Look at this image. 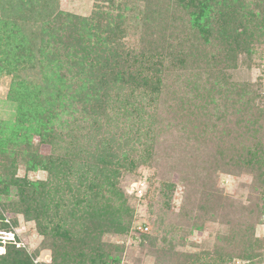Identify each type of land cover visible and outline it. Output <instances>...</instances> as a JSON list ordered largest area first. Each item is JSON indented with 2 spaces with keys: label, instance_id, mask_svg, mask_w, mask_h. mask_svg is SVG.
<instances>
[{
  "label": "rangeland",
  "instance_id": "374dc122",
  "mask_svg": "<svg viewBox=\"0 0 264 264\" xmlns=\"http://www.w3.org/2000/svg\"><path fill=\"white\" fill-rule=\"evenodd\" d=\"M245 1L254 13L263 6ZM194 3L57 0L59 10L93 26L77 30L98 44L100 58L90 54L78 70L75 57L47 47L44 55L20 48L0 61V189L10 178L46 179L44 169H26L28 150L73 158L72 172L87 165L106 195L101 201L124 199L129 208V233L108 238L118 264H247L250 252L264 264V176L231 160L237 144L246 153L258 138L264 142V118L255 114L256 94L264 93V37H244L250 32L236 19L246 12L237 0ZM21 29L27 36L34 27ZM219 31L249 40L255 57L245 62L241 51L227 59ZM95 69L132 83L111 77L97 90ZM43 125L49 143L40 142ZM113 151L127 156L122 165L108 157ZM8 193L15 205V185ZM4 203L0 193L1 212L16 220L25 254L51 260L34 221Z\"/></svg>",
  "mask_w": 264,
  "mask_h": 264
},
{
  "label": "trees",
  "instance_id": "16d2710c",
  "mask_svg": "<svg viewBox=\"0 0 264 264\" xmlns=\"http://www.w3.org/2000/svg\"><path fill=\"white\" fill-rule=\"evenodd\" d=\"M180 3L184 7L198 6L194 0H180ZM262 3V8L254 13L249 9V4L245 0H237V7L246 12H240L236 19L244 23V29L247 27L249 29L247 31L250 32L244 37L251 39L250 34L253 31L264 37V29L261 30L264 28V0ZM237 7H234V12L237 11ZM254 7L258 8V4ZM194 19L198 21V18ZM234 22L232 17L230 23ZM87 25L86 20L59 10L57 0H4L0 11V47H3V50H0L2 55L0 61L2 62L5 58L4 55L10 57L20 48L34 50L38 55H44L43 52L47 47L51 50L61 47L66 57H75L73 61L79 70L85 66L83 63L90 54L93 53L96 60L102 55L98 44L95 42L91 44V40L86 41L78 32L77 28L91 31L93 26L86 27ZM22 27H34V30L31 29L30 34L24 36ZM229 29L234 30L233 27ZM218 33L223 34L221 37L223 50L226 51L227 59L229 58L230 61L234 62L235 56L241 51L245 52V62L255 57V52L248 46L249 40L244 41L241 37L237 38L236 32L233 31H227V33L219 31ZM202 38L206 41V37ZM156 53L159 54L158 51ZM34 55L31 53L27 57L32 58ZM12 61L16 63V56L11 58L10 62ZM29 61L32 60L29 59ZM97 69L95 73L90 74L91 79L94 77L95 81L99 82L96 84L99 86L96 87L97 90L107 89L109 81L112 82L114 78L122 80L123 83H132L130 78H113L109 76L110 74L99 73ZM111 77L113 79H110ZM256 95L264 104V93ZM261 103L256 104L255 114L262 113L264 118V105ZM258 125L264 127V125ZM260 129H254L252 134H259ZM39 132H41L40 142L49 143L50 140L45 137L49 136L46 125ZM252 148H248L244 153L241 151L244 148L237 144L236 149L239 152H233L231 160L233 163H241L249 169H255L258 176L263 177L264 142L261 143L258 138L254 141ZM26 155V169H44L47 172L46 179L36 181L27 178H10L8 183L2 185L3 190L0 189V193L5 196L4 208H12L22 213L26 220L34 221L38 233L43 237L41 246L50 251L51 260L48 264H118L119 259L111 254L110 246L114 244L109 242L108 238L111 235L124 236L129 233L131 220L125 219L129 214L125 200L122 199L116 204H111L109 199L107 202H102L101 200L106 199V195L98 191V188L102 187L95 184L96 174L87 165L84 169L77 167L72 172L74 167L67 163L73 158H67L64 155L55 158L41 157L34 150H28ZM108 157L115 158L116 162L122 165V159L127 156L120 158L118 152L113 151ZM86 173L90 176L87 177ZM70 176L76 178V181H71ZM9 184L15 185L16 196L19 199L15 205L7 198ZM170 187L172 186L166 185L167 189ZM13 223L17 225L15 219ZM257 257L258 254L250 252L244 259L247 264H256L253 259ZM0 264L33 263L25 254L24 249L8 248L7 252L0 256Z\"/></svg>",
  "mask_w": 264,
  "mask_h": 264
},
{
  "label": "built area",
  "instance_id": "2783aa9c",
  "mask_svg": "<svg viewBox=\"0 0 264 264\" xmlns=\"http://www.w3.org/2000/svg\"><path fill=\"white\" fill-rule=\"evenodd\" d=\"M8 248L25 249L26 240L13 223V219L3 214L0 209V256L4 255ZM49 261L50 258L49 260H41L38 256L32 258L33 264H48Z\"/></svg>",
  "mask_w": 264,
  "mask_h": 264
}]
</instances>
